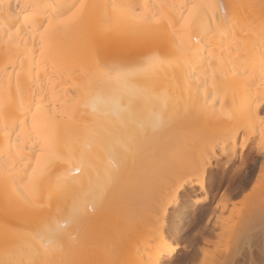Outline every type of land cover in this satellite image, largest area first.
Instances as JSON below:
<instances>
[{
  "label": "bare ground",
  "instance_id": "bare-ground-1",
  "mask_svg": "<svg viewBox=\"0 0 264 264\" xmlns=\"http://www.w3.org/2000/svg\"><path fill=\"white\" fill-rule=\"evenodd\" d=\"M260 3L0 0V264H162L217 164L264 198Z\"/></svg>",
  "mask_w": 264,
  "mask_h": 264
},
{
  "label": "rangeland",
  "instance_id": "rangeland-1",
  "mask_svg": "<svg viewBox=\"0 0 264 264\" xmlns=\"http://www.w3.org/2000/svg\"><path fill=\"white\" fill-rule=\"evenodd\" d=\"M245 154L249 157L253 156V154H249V149ZM238 164L239 160H236L227 170L218 164L210 167L206 174V189L209 196L198 204L193 203V199L195 196H201V191L181 192L180 208L186 211L182 214V221L177 226L179 233L176 242L179 244V248L171 259L165 260L162 264H264V220L260 222V219H258L262 217L261 214L260 216L258 214L259 217L257 218V213L261 211V209L260 211L258 209L259 201L264 204V198L261 194L259 197L256 184H254L255 180L252 181L250 187L242 189L238 195H229V179L234 170L239 168ZM261 174L264 178L263 173ZM150 180L153 182V185H150L157 189L160 183L156 177H152ZM259 208H262V205ZM209 211L210 213H208ZM207 214H211L209 224L205 220ZM171 217L173 218V215ZM205 221L207 224H205ZM128 230L131 233L133 232L132 234L138 231L135 227H128L127 230L123 231L128 233ZM109 232L110 234H107L114 238V235H116L114 230H112L113 234L110 230ZM127 233L122 232L124 237L128 235ZM107 234L105 239L110 240L112 237L109 235L107 237ZM117 235L114 239L118 238ZM170 235L168 233V236ZM113 238L112 241L114 242L122 240L120 236L119 240ZM106 240H103V242H106ZM118 242L116 243L118 244ZM107 243L106 248L103 247V252L104 248L110 249L107 246L109 243ZM112 244L111 247L114 248L113 253H115L118 247L120 248V244H118V247L116 246V250V247H114L116 244ZM113 248H111V251H113ZM98 250H100V256L102 250L100 244L98 247L96 246V252ZM103 252H101L100 260H96L94 264L119 263L118 260H115L117 257L111 256L113 254L108 255V257L103 256ZM187 256L190 257L189 261H185Z\"/></svg>",
  "mask_w": 264,
  "mask_h": 264
},
{
  "label": "snow or ice",
  "instance_id": "snow-or-ice-1",
  "mask_svg": "<svg viewBox=\"0 0 264 264\" xmlns=\"http://www.w3.org/2000/svg\"><path fill=\"white\" fill-rule=\"evenodd\" d=\"M83 7V6H81ZM249 8H255V5H249ZM259 21L261 23L262 26H264V0H261V3L259 5ZM76 18V14H74V19Z\"/></svg>",
  "mask_w": 264,
  "mask_h": 264
}]
</instances>
